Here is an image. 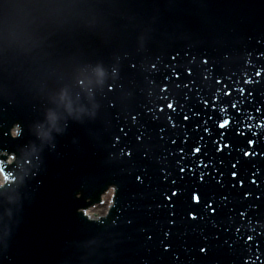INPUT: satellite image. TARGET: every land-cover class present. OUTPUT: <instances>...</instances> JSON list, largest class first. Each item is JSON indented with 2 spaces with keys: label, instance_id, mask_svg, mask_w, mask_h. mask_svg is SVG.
<instances>
[{
  "label": "snow or ice",
  "instance_id": "obj_1",
  "mask_svg": "<svg viewBox=\"0 0 264 264\" xmlns=\"http://www.w3.org/2000/svg\"><path fill=\"white\" fill-rule=\"evenodd\" d=\"M229 88H231V86H229ZM247 92L248 96L250 97L252 95V93L250 91H248L245 87L244 88H235L234 91H232L231 93L229 92V89H225L223 91V93L221 94H217L214 95L212 99H208L205 98L202 103L204 106L213 108L215 111L221 113V117L218 121L215 122V126L218 129L224 130L223 132H220L219 135V139L214 141V144H216L217 146L220 143L224 144V151H227L231 148V143L228 141V131L232 128L234 123H237V120L229 113V108H233L236 110L237 114L240 115H244L243 110L241 109V104L243 103L244 99H245V93ZM223 97V98H221ZM166 107L168 109H175L178 108V106L175 103L171 104V107H169V105H166ZM163 111V110H162ZM257 112H261V109H257ZM185 119H189V116H185ZM255 117L251 116V115H247L246 120H241L240 123L241 124H247L248 120H252ZM170 119L172 120V118L170 117ZM259 119V123H258V127L260 129V132H264V113H261V116L258 118ZM176 125H173V127H175ZM204 132L208 133L209 136L212 135L211 130L209 129V127L207 126V124H205ZM239 135L243 136L244 133L242 130L239 131L238 133ZM255 141H249V144H254ZM204 147L206 146H197L194 148V152L195 153H200L201 155H204ZM217 151H221L218 147H217ZM240 151L245 155L248 156L249 158H251V155H253L254 153H249L246 149H240ZM198 163H202V161H198ZM239 163V162H237ZM233 168L236 167V164L232 165ZM233 175H235V173H233ZM203 178V177H202ZM201 200V197L196 195V202L199 203ZM212 203H215V201H213ZM206 208H208L209 211H211V207L209 205H205ZM241 216H246V213H241Z\"/></svg>",
  "mask_w": 264,
  "mask_h": 264
},
{
  "label": "clouds",
  "instance_id": "obj_2",
  "mask_svg": "<svg viewBox=\"0 0 264 264\" xmlns=\"http://www.w3.org/2000/svg\"><path fill=\"white\" fill-rule=\"evenodd\" d=\"M103 74L104 73L102 69L97 70V75L99 77H103ZM169 107H171V104H169ZM162 110L163 109H161V111ZM43 135L47 136V133H43ZM181 171H183V169H181ZM0 186H2V179H0ZM115 195H116V188L114 186L105 189L103 192L100 193L98 203L92 205V210L97 212L99 215H106L114 204ZM173 195H175V192H173ZM193 200L196 201L195 193L193 194ZM81 211H84L86 215L89 214L87 210L81 209ZM249 239H251V237H249Z\"/></svg>",
  "mask_w": 264,
  "mask_h": 264
},
{
  "label": "water",
  "instance_id": "obj_3",
  "mask_svg": "<svg viewBox=\"0 0 264 264\" xmlns=\"http://www.w3.org/2000/svg\"><path fill=\"white\" fill-rule=\"evenodd\" d=\"M47 33H48V31H44L43 33H42V35L44 36V37H48L49 35H47ZM109 142H111V140L109 141ZM187 173V172H186ZM200 173L201 174H204L205 173V169L202 167V170L200 171ZM193 174H186V178H190L191 176H192ZM0 179H2V184L4 183V177H3V175L1 174V172H0ZM89 214L88 215H90V216H94V213H95V211H93V210H90L89 212H88Z\"/></svg>",
  "mask_w": 264,
  "mask_h": 264
}]
</instances>
